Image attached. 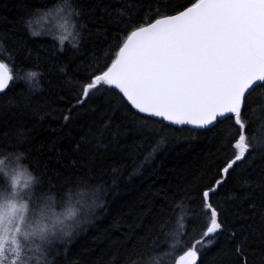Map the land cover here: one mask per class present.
Here are the masks:
<instances>
[{
  "label": "trees",
  "instance_id": "obj_1",
  "mask_svg": "<svg viewBox=\"0 0 264 264\" xmlns=\"http://www.w3.org/2000/svg\"><path fill=\"white\" fill-rule=\"evenodd\" d=\"M191 2L72 0L79 41L75 31L61 50L25 25L61 0H0V62L14 78L0 92V158L21 157L57 213L69 197L78 210L72 235L36 253L42 264H175L206 228L202 192L232 158L238 126L190 130L145 119L103 84L77 105L88 77L106 70L134 27ZM28 71L41 73L31 87ZM242 119L251 151L210 197L224 227L197 264H264V87L248 97Z\"/></svg>",
  "mask_w": 264,
  "mask_h": 264
},
{
  "label": "snow or ice",
  "instance_id": "obj_2",
  "mask_svg": "<svg viewBox=\"0 0 264 264\" xmlns=\"http://www.w3.org/2000/svg\"><path fill=\"white\" fill-rule=\"evenodd\" d=\"M180 7L182 10L164 16L157 9L151 20L146 17L122 38L110 66L88 77L90 82L82 86L77 105H83L103 84L118 90L124 103L145 119L160 118L190 130H207L225 121L238 126L232 158L219 170L220 178L202 192L206 228L175 261L197 264L201 251L215 242L224 227L210 197L251 151L242 110L251 93L264 87V0H192ZM65 12L78 43L82 26L76 20L81 13L72 0H61L54 8L37 10L34 15ZM25 25L30 35L41 34L31 30L30 20ZM67 38L59 37L61 50ZM40 75L26 72L30 87ZM13 79L8 65L0 62V92ZM68 119L65 115L64 120ZM4 176L0 180V264H33V258L35 264H42L36 253L43 254L52 239L72 235L79 222L78 210L71 206L69 197L67 210L57 213L55 197L38 192L39 181L27 169L23 174ZM32 249L36 251L30 256ZM236 252L241 253L240 246Z\"/></svg>",
  "mask_w": 264,
  "mask_h": 264
},
{
  "label": "rangeland",
  "instance_id": "obj_3",
  "mask_svg": "<svg viewBox=\"0 0 264 264\" xmlns=\"http://www.w3.org/2000/svg\"><path fill=\"white\" fill-rule=\"evenodd\" d=\"M67 13H61L55 16H44L41 15L36 17L32 22V31H36L41 33L40 35L36 36H47L50 37L58 42L60 36H67L68 38L64 41H70L71 37L75 34V31L72 28V20H66ZM64 25V27H61ZM0 161H3L0 164V180L4 179V174H7L8 177L15 175L16 173H25L26 166L23 164L22 158L19 156H12V157H1ZM27 173L31 174L28 169ZM32 175V174H31ZM21 184L25 182L24 175L20 177ZM71 223V221H69ZM35 250V249H34ZM175 261L179 258V256L175 257Z\"/></svg>",
  "mask_w": 264,
  "mask_h": 264
},
{
  "label": "water",
  "instance_id": "obj_4",
  "mask_svg": "<svg viewBox=\"0 0 264 264\" xmlns=\"http://www.w3.org/2000/svg\"><path fill=\"white\" fill-rule=\"evenodd\" d=\"M174 14V13H173ZM170 15V14H169ZM110 66V65H109ZM113 88V87H112ZM114 89V88H113ZM117 92H118V90H116ZM119 93V92H118ZM155 119H158V120H160V118H155ZM165 123H168V122H166V121H164ZM188 127V126H187Z\"/></svg>",
  "mask_w": 264,
  "mask_h": 264
}]
</instances>
